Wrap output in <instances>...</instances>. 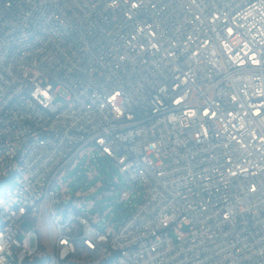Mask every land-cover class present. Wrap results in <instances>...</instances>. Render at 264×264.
I'll use <instances>...</instances> for the list:
<instances>
[{
  "label": "built area",
  "instance_id": "2783aa9c",
  "mask_svg": "<svg viewBox=\"0 0 264 264\" xmlns=\"http://www.w3.org/2000/svg\"><path fill=\"white\" fill-rule=\"evenodd\" d=\"M0 264H264V0H0Z\"/></svg>",
  "mask_w": 264,
  "mask_h": 264
},
{
  "label": "rangeland",
  "instance_id": "374dc122",
  "mask_svg": "<svg viewBox=\"0 0 264 264\" xmlns=\"http://www.w3.org/2000/svg\"><path fill=\"white\" fill-rule=\"evenodd\" d=\"M63 100V97L59 96L58 101ZM122 178L116 161L98 151L97 158L95 154L91 160L88 154L82 158L75 168L63 175L62 181L64 189H69L71 195H82L84 209L91 214L94 221L101 227L114 231L125 222L132 208L138 205L144 196V188L141 185L135 191L137 198L125 202L119 201L118 195H103L110 186L119 187L117 180Z\"/></svg>",
  "mask_w": 264,
  "mask_h": 264
}]
</instances>
